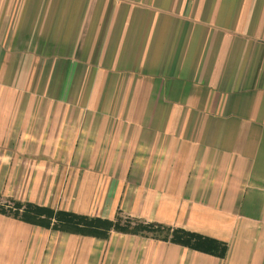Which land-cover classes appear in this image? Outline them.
<instances>
[{"label": "crops", "instance_id": "0c3cea01", "mask_svg": "<svg viewBox=\"0 0 264 264\" xmlns=\"http://www.w3.org/2000/svg\"><path fill=\"white\" fill-rule=\"evenodd\" d=\"M26 183L226 250L0 213V264H264V0H0V195Z\"/></svg>", "mask_w": 264, "mask_h": 264}, {"label": "trees", "instance_id": "16d2710c", "mask_svg": "<svg viewBox=\"0 0 264 264\" xmlns=\"http://www.w3.org/2000/svg\"><path fill=\"white\" fill-rule=\"evenodd\" d=\"M0 213L13 215L28 223L60 232L84 234L99 238H106L112 230L145 235H147V232H151L153 237H160L195 250L219 256L223 255L226 250V244L222 240L181 228L170 229L160 224L143 222L133 224L130 220H123L121 217L111 220L98 216H82V214L54 209L49 206H40L31 202L12 201V205H6L0 201Z\"/></svg>", "mask_w": 264, "mask_h": 264}, {"label": "rangeland", "instance_id": "374dc122", "mask_svg": "<svg viewBox=\"0 0 264 264\" xmlns=\"http://www.w3.org/2000/svg\"><path fill=\"white\" fill-rule=\"evenodd\" d=\"M9 170V169H8ZM34 169L33 168H26V169H21V171H20V169H16V171H20L21 172V174H22V176L23 175H25L26 173L28 174V175H30L31 174V172L33 171ZM35 174V173H34ZM28 186V187H27ZM29 186L30 185H27V183L26 184H16L15 185V187L13 188V195L12 196H7V195H5V194H1V203H4V204H6V205H12V198H14V196L17 194V197H19V196H22V197H24V194L25 195H27L28 193H29ZM42 189H40V190H38L37 191V193L39 194V195H41V194H43V195H46L44 192H45V190H46V188H47V195L49 194L50 195V193H51V196H49V198L51 197H54L53 196V193L55 192V194H56V192H57V194L59 193V185H57V184H55V185H48V187H47V185H46V187L44 188L43 186L41 187ZM44 188V189H43ZM3 192H5V193H7L6 191H3ZM2 192V193H3ZM16 192V193H15ZM31 193H32V191H31ZM35 197V196H34ZM39 197V196H38ZM15 199V198H14ZM121 216V218L124 220V219H128V220H130L131 221V223H133V224H135V223H138V222H141V221H139V220H137V219H132V218H130V217H126V216H122V215H119L118 217H120ZM163 233V232H162ZM147 234H150L151 235V232H147Z\"/></svg>", "mask_w": 264, "mask_h": 264}]
</instances>
